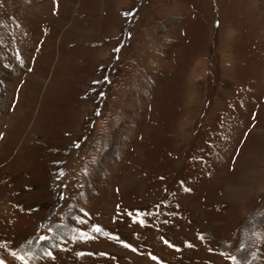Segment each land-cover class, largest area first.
Returning <instances> with one entry per match:
<instances>
[{"label":"rangeland","instance_id":"rangeland-1","mask_svg":"<svg viewBox=\"0 0 264 264\" xmlns=\"http://www.w3.org/2000/svg\"><path fill=\"white\" fill-rule=\"evenodd\" d=\"M0 264H264V0H0Z\"/></svg>","mask_w":264,"mask_h":264},{"label":"snow or ice","instance_id":"snow-or-ice-1","mask_svg":"<svg viewBox=\"0 0 264 264\" xmlns=\"http://www.w3.org/2000/svg\"><path fill=\"white\" fill-rule=\"evenodd\" d=\"M31 70V69H30ZM97 231H98V229H97Z\"/></svg>","mask_w":264,"mask_h":264}]
</instances>
